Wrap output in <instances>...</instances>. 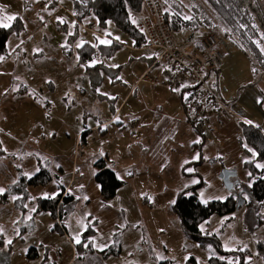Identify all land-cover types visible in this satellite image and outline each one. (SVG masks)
<instances>
[{
    "label": "rangeland",
    "instance_id": "rangeland-1",
    "mask_svg": "<svg viewBox=\"0 0 264 264\" xmlns=\"http://www.w3.org/2000/svg\"><path fill=\"white\" fill-rule=\"evenodd\" d=\"M177 1L187 16L199 3ZM23 2L26 1L0 0V26H9L16 16L31 14L41 23L32 38L20 36L18 50L8 42V56L0 62V148L5 151L0 156V194L11 190L8 199L19 190L20 196L29 199L41 191L53 195L56 184L68 180L71 164L79 177L92 182L97 171L95 163L105 158L107 166L125 181L120 202L127 200L141 214L159 259L184 264L193 258L196 264H210V257H221L212 245L200 246L189 239L170 211L176 192L195 180L183 173L187 161L182 163L181 158H193L189 156L192 141L200 140V136L186 120L178 89L172 91L149 82L155 77L143 73L147 67L144 56L151 50H135L130 37L111 22L99 31L88 17L77 22L79 29L75 30L71 0H63L65 5L53 9L60 11L58 14H45L42 7L46 5L42 3L37 4L38 12L32 13L22 6ZM251 4L264 40V0H251ZM214 33L220 39L218 49L223 55L217 83L222 99L228 104L238 98L250 100L252 90L248 87H257L264 95V69L220 29ZM74 35L77 37L71 39ZM95 38L101 44L116 41L122 45L112 56L105 57L98 69L93 66L101 61L99 57L87 68L78 62L75 52L83 42H95ZM139 77L142 80L137 82ZM121 102L118 116L104 123ZM145 122L150 126L145 127ZM159 124V138L150 141V136L142 137L145 133L152 135ZM44 159H49L50 164ZM40 162L53 172L54 180L44 187L27 186L23 180L39 170ZM87 193L93 204H79L76 217L96 206L93 191L76 194L80 197ZM14 196L11 208L21 206ZM223 224H212L209 231L217 235L225 251H250L253 240L264 239L260 233L234 232L228 236L231 227L224 230ZM236 227L234 224L232 229ZM255 252L256 248L243 256L244 264H264V256ZM227 260L237 264L241 258L232 253Z\"/></svg>",
    "mask_w": 264,
    "mask_h": 264
},
{
    "label": "crops",
    "instance_id": "crops-1",
    "mask_svg": "<svg viewBox=\"0 0 264 264\" xmlns=\"http://www.w3.org/2000/svg\"><path fill=\"white\" fill-rule=\"evenodd\" d=\"M25 1L26 2L22 3L24 8L32 13L38 12L36 7H38L37 4H40V2L35 0ZM61 4L65 5L63 2H61ZM42 10H44L45 14H58L60 12H54L53 9H48L45 6L42 7ZM145 13L146 11L143 8L140 12L134 13V23L136 24L139 18ZM20 18L23 22V30L19 34L11 35L7 41V44L8 42H13L17 50L20 48L19 44L22 42V40H19L20 36H25L28 39L32 38L36 35L37 25L41 24L38 19L36 20V15L34 16L31 14L30 16L28 15V17ZM26 29L29 30L25 35ZM134 49L137 50L136 48ZM144 57L147 60V67L143 73L147 75L152 73L155 77L148 81L167 88L162 84L165 75L160 74L155 67L151 66L152 59L149 54ZM5 58L0 59V62ZM140 77L137 82L142 80ZM148 77L150 78V76ZM134 86L135 84L131 87L130 91ZM247 90H252L250 91V96H252V98L250 100H241L238 98L232 103H229L233 114L224 113L219 118L213 119L211 129L205 135H201L189 122L188 112L181 101L179 91L172 90L176 91L179 96L187 122L191 125V128L196 134L200 136V140L192 141V154H189V156L193 158L190 159L189 157H185L187 160H184L185 158L181 159L182 163L187 161L183 167L189 162H198L186 168H191L192 170H185L187 172L185 176L195 179L193 183L188 185L198 183L200 180L203 182L202 186H200L196 192L201 203L212 200H224L229 196V190L219 178V173L223 168L235 169L241 190L245 189L252 182L249 179V172L243 165L246 161L254 159L256 153L244 142L241 130L237 125V120H242L252 125L264 134V110L262 109L264 95L257 87H248ZM122 102L119 104L113 116L108 118L104 123L111 122L114 117L118 116V111ZM138 122L139 120L137 123ZM144 126H150L149 122H145ZM158 127L159 129H157ZM158 127L154 128L155 130L152 135H147L145 133L142 137L147 138L150 136V141L159 138L162 130H160V124ZM260 167L263 169L264 173V161L260 164ZM60 168L63 170V167ZM70 170L68 180L65 178L64 182H58L56 184L57 191L53 195L49 194V192L41 191V194L30 199L27 197L22 198L19 190L17 194L14 195H16L15 199L22 198L21 206L19 205L16 206V208H11V204L15 197L14 195L11 196L12 198L10 197L11 199H9L8 202L0 204V234L3 237V239L0 240V264H158V261L169 259H159L156 255L154 246L148 235L149 231L147 229V224L142 220L141 214L137 212L127 200L120 202L123 186L117 190L116 196L113 199L104 201L101 197L99 184L95 179L91 182L79 177L73 164H71ZM98 172L97 169L94 176ZM47 184L41 186L44 187ZM59 185L63 186L65 193H70L78 199L75 211L67 222V229L63 232L53 229L54 224L58 223L59 220L53 218L49 212L34 214L36 198H47L56 195L59 191ZM90 191L95 193L94 196L97 200L96 206L92 207V210L89 211L86 208L80 213L81 215L79 217H76V209L79 204L80 206L84 204L86 207L93 204V198L90 196V193L84 196L86 192ZM81 192L84 194L79 197L76 193L80 194ZM25 202H29L30 205L25 206ZM171 205L170 211L172 212ZM211 222H213V225L215 224L217 226L224 223V230L227 231H229L231 227L232 231L227 232L228 236L232 235L234 232L240 234L260 233L264 236V227H260L256 230L257 225L254 224L253 210L246 205H243L239 210L230 214L229 217L211 216L201 224L202 230L210 232L209 229L213 227ZM234 224H237V227L232 229ZM88 225H91L94 230V235L90 238L92 251L82 254L79 259H77L75 244L81 240V235ZM115 234L118 235L117 239L120 244L119 254L117 256L102 257L100 252L107 249L115 242ZM257 242L264 243V239H257L255 242L253 240L250 244V251L255 250ZM31 247L36 248L38 253L37 258L28 259L26 257L27 251ZM44 247L47 249L44 250ZM149 248L152 250L154 258L150 256L148 252ZM167 249L166 247V251H168ZM44 255L46 256V260L44 259ZM164 256L166 257V254Z\"/></svg>",
    "mask_w": 264,
    "mask_h": 264
},
{
    "label": "trees",
    "instance_id": "trees-1",
    "mask_svg": "<svg viewBox=\"0 0 264 264\" xmlns=\"http://www.w3.org/2000/svg\"><path fill=\"white\" fill-rule=\"evenodd\" d=\"M63 0H51L43 3L48 9H55ZM73 6V16L76 19L75 30L79 29L78 23L84 18H92L97 30L101 31L111 22L119 30L125 33L134 44V48H142L146 44L144 35L137 29L134 23L133 14L142 10L143 0H71ZM164 6V18L171 22L173 31L176 34L189 32L207 33L220 29L225 37L235 42L253 62L264 69V40L260 29V23L257 13L254 11L251 0H196L198 5L193 7L190 15L187 16L177 3V0H159ZM64 26L66 23L63 24ZM23 30V22L20 16H16L9 26H0V59L7 56V41L13 34H19ZM77 35L71 36V39ZM96 40V38H95ZM122 45L116 41L105 45L97 42H83L76 48L78 62L91 68L90 62L99 57L101 61H96L93 67L98 69L103 65V59L113 55L114 51ZM72 52V50H70ZM95 80V77H94ZM237 125L241 130L244 142L250 146L256 153L254 159L246 161L244 168L249 172V179L252 181L249 186L241 190L239 183L234 185L225 184L229 190V196L224 200H212L201 203L197 196V189L203 182L188 185L178 191L171 210L178 218L184 234L191 240L197 242L200 246L212 245L220 252L221 257L212 256L209 258L210 264H232L227 260V256L232 253L239 254L241 261L237 264H244L243 256L250 254L248 249L238 251H225L215 233L204 231L201 224L211 216H228L239 209H236V193H241L244 199V205L252 208L254 214V224L257 229L264 227V173L260 164L264 161V134L252 125L237 120ZM193 126V125H192ZM5 151L0 148V156ZM49 164V159H44ZM198 162H189L183 168L184 174L187 167ZM98 173L94 176L99 184L101 197L104 201H109L116 196L117 190L124 185V181L119 179L116 172L107 166L106 159H99L95 163ZM53 173L49 168L39 163V170L31 177L24 179L27 186H41L53 180ZM198 175L197 173H194ZM24 186V185H23ZM234 186V187H233ZM236 187V188H235ZM240 187V189H239ZM14 188V186H13ZM58 193L52 197L36 198L34 214L49 212L53 218L59 220L54 224L53 229L59 232L66 231L67 222L75 211L78 199L65 193L63 186H58ZM11 190L0 194V204L8 202L12 195ZM23 198V195H22ZM19 201H21V199ZM18 200V199H17ZM92 225V224H91ZM88 225L81 235V240L75 244L76 258L87 252H91V240L94 230ZM118 235L115 234V242L107 249L102 250V257L117 256L120 252ZM3 237L0 234V240ZM47 248L44 247V250ZM148 252L154 258L152 250ZM264 256V243L257 242L256 252ZM36 248H29L26 254L28 259L37 258ZM46 260V256L44 255ZM43 259V260H44ZM191 259V263L189 262ZM184 264H196L193 258H190ZM250 262V261H249ZM158 264H172L171 260H161Z\"/></svg>",
    "mask_w": 264,
    "mask_h": 264
},
{
    "label": "built area",
    "instance_id": "built-area-1",
    "mask_svg": "<svg viewBox=\"0 0 264 264\" xmlns=\"http://www.w3.org/2000/svg\"><path fill=\"white\" fill-rule=\"evenodd\" d=\"M142 8L146 13L136 22L146 40L142 49L151 50V66L165 75L162 84L178 89L193 127L201 135L207 134L213 119L233 114L217 88L223 59L219 37L214 32L176 34L164 18L165 9L159 0H143Z\"/></svg>",
    "mask_w": 264,
    "mask_h": 264
},
{
    "label": "water",
    "instance_id": "water-1",
    "mask_svg": "<svg viewBox=\"0 0 264 264\" xmlns=\"http://www.w3.org/2000/svg\"><path fill=\"white\" fill-rule=\"evenodd\" d=\"M219 178L222 180V182L224 184H228V185H234L236 183H238V179H237V174L235 169H226L223 168L221 169L220 173H219ZM236 209H239L241 206L244 205V199L241 196V193H236Z\"/></svg>",
    "mask_w": 264,
    "mask_h": 264
},
{
    "label": "bare ground",
    "instance_id": "bare-ground-1",
    "mask_svg": "<svg viewBox=\"0 0 264 264\" xmlns=\"http://www.w3.org/2000/svg\"><path fill=\"white\" fill-rule=\"evenodd\" d=\"M234 187V186H233Z\"/></svg>",
    "mask_w": 264,
    "mask_h": 264
}]
</instances>
